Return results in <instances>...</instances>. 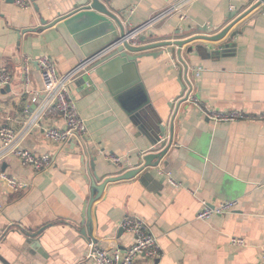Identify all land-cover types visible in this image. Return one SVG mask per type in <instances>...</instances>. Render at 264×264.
I'll return each instance as SVG.
<instances>
[{"label":"crops","instance_id":"1","mask_svg":"<svg viewBox=\"0 0 264 264\" xmlns=\"http://www.w3.org/2000/svg\"><path fill=\"white\" fill-rule=\"evenodd\" d=\"M27 1L28 7L22 9L12 0H0V71L13 76L12 83L0 90V126L15 133L39 110L40 103L33 107L27 90L42 89L35 63L25 89L20 77L22 57L35 60L48 54L59 74L79 62L60 33L48 27L71 9L74 0ZM179 1L105 2L129 30ZM253 3L192 0L139 37L145 36L149 43L214 34L232 21V13L238 15ZM182 12L187 15L183 20ZM220 41L190 42L181 58L175 47L171 53L164 47L152 50L157 52L154 56L143 55L137 69L148 103L138 114L127 113L95 73H87L89 81L83 80V73L69 84L86 125L85 136L63 145L45 139L44 127L66 128L58 113L48 111L38 128L24 130L22 146L37 155L48 154L52 165L37 172L23 167L15 156L2 161L3 168L0 165L25 185L10 190L0 184L4 205L0 264H79L89 241L124 250L132 242L120 225L127 215H137L151 225L161 252L157 258L140 255L132 264H264V119L259 118L264 113V12L248 20L231 44L218 48L224 40ZM190 45L202 46L188 52ZM197 67L202 69L198 78ZM188 92L194 101L184 98ZM141 98V94L132 96L133 107ZM199 105L202 110L242 112L246 117L215 123ZM155 135L160 140L153 145ZM160 144L169 148L158 167L170 172L179 186L158 175V167H144L131 178L107 183L88 207L89 178L96 173L102 181L120 174L107 161L109 155L122 157L132 169L140 167L143 155L158 150ZM93 157H97L94 170ZM225 200L237 202L233 212L196 218L205 204L212 207ZM231 236L242 238L246 245L232 247Z\"/></svg>","mask_w":264,"mask_h":264},{"label":"built area","instance_id":"2","mask_svg":"<svg viewBox=\"0 0 264 264\" xmlns=\"http://www.w3.org/2000/svg\"><path fill=\"white\" fill-rule=\"evenodd\" d=\"M12 1L16 6L22 9L27 8L29 5L27 0ZM190 1L192 0H180L177 4L154 13L147 21L138 26L131 27L125 40L132 45H139L141 43L139 37L141 33L151 28L171 11H180L184 9ZM256 1L258 0H253V2ZM185 18H187L186 13L182 12L180 19L183 20ZM113 47L114 45L106 47L91 57L79 61L69 72L64 74H59L57 72L54 61L48 54H43L35 60L29 56L22 57L20 63V77L26 90L31 81L33 63H35L39 71L42 89L40 91L27 90L31 94L33 103L40 99L39 110L31 116V119L19 133H15L8 126H0V165L2 161H5L11 156L17 157L23 167H30L37 172L44 171L52 165L48 154L37 155L22 146L24 130H27L28 133L32 128H38L40 120L48 111L52 110L58 113L64 120L66 128L63 130L54 126L44 127L42 133L45 139L55 144L63 145L72 139L81 140L85 136L86 125L84 119L77 110L75 100L70 94L68 86L77 76L83 73L87 74L89 72V66L96 60L105 56ZM201 72V67H197L194 70L195 77L198 78ZM12 81L13 76L9 72L0 71V90L9 86ZM190 87L191 86H189V88ZM184 98L193 100L190 96V92L186 93ZM199 108H201L200 105ZM202 112L215 123L230 122L246 117L242 112H219L205 109H203ZM259 118L264 119V113L259 115ZM107 161L111 163L119 173L130 169V167H128L129 163L120 156L109 155ZM157 167L158 165L155 168ZM156 172L158 175L165 176L172 185H180V183L172 177L171 173L163 168L158 167ZM0 184H4L10 190H19L25 186L16 178L1 170V167ZM236 203L235 200H225L212 207L205 204L202 210L197 213L196 218L206 220L213 215L231 213L234 211ZM3 208L4 205L0 200V211H2ZM120 225L132 236V242L128 247L124 250H110L99 247L93 241H89L87 251L79 264H85L86 262L91 264H132L136 257L140 255L151 258L160 256L161 252L157 237L151 225L145 219L137 215H127L123 217ZM229 244L232 247H244L246 245L242 238L234 236L229 238ZM261 254L264 257V249Z\"/></svg>","mask_w":264,"mask_h":264},{"label":"water","instance_id":"3","mask_svg":"<svg viewBox=\"0 0 264 264\" xmlns=\"http://www.w3.org/2000/svg\"><path fill=\"white\" fill-rule=\"evenodd\" d=\"M105 1L107 0H74L71 9L56 16L48 23V27H54L60 33L78 61L89 58L98 51L114 45L105 56L89 66V71L90 73H95L103 81L115 101L130 114L136 112L138 114L148 103V98L137 69L138 60L143 55L154 56L156 51L152 50L164 47H168L167 51L171 53L173 52L171 47H175L176 55L178 58H181V51L184 46L196 40L207 42L224 40L222 41L223 43H219L218 45V48H223L232 42L233 37L240 32L248 20L257 18L264 12V0H258L238 15L235 12L232 13L230 16H234L232 21L217 33L200 34L186 39L162 40L149 43H145L146 38L143 36L140 37L141 43L139 45H132L125 40L130 31L124 27L121 16L110 11ZM251 12L253 13L248 20L241 21ZM236 25L237 27L231 31ZM226 35L227 38L223 39ZM201 46L190 45L185 50L192 52ZM82 78L84 81L90 80L87 74ZM134 94H141L144 99L141 98V101L133 107L134 103L131 100ZM39 101L37 100L32 106L34 107ZM160 131L164 133L162 127ZM159 140L160 137L155 135L154 138H151V143L154 145ZM168 148L169 144L164 147L160 144L158 150L143 155V164L140 167L128 169L115 176L106 177L102 181H99V176L94 173L88 181L90 185L88 207L98 198L99 193L103 191L107 183L131 178L144 167H156L166 154ZM96 160L97 157L92 158L91 166L93 170L95 169ZM4 163L2 162V168L5 165ZM80 172L83 173V170H80Z\"/></svg>","mask_w":264,"mask_h":264}]
</instances>
